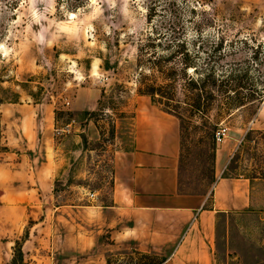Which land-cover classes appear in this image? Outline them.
<instances>
[{
  "label": "rangeland",
  "instance_id": "rangeland-1",
  "mask_svg": "<svg viewBox=\"0 0 264 264\" xmlns=\"http://www.w3.org/2000/svg\"><path fill=\"white\" fill-rule=\"evenodd\" d=\"M147 1L89 0L74 13L59 10L55 0H21L7 36L0 41V161L16 162V154L22 153L38 168L48 146L62 165L50 186L37 189L54 194L51 201L37 206L38 217H48L53 204L109 201L117 162L135 145L134 114L162 110L150 96L136 91L134 80L137 43L148 29ZM176 1L185 33L201 38L197 43L203 41L205 47L223 39V48L236 53L229 64L249 56L253 45L264 43V0ZM216 109L210 111L212 118ZM186 120L196 125L187 122L183 132L182 187L208 192L216 175H243L254 180L264 198V96L255 113L247 106L220 119L217 129L225 128V135L215 142L213 155L206 150L212 140L207 130L196 119ZM248 131L252 134L245 141ZM211 169L215 178L210 183ZM202 171L200 179L197 173ZM4 187L0 184V191ZM32 222L31 217L26 219L12 256L2 255L0 264L85 263L83 255L70 249L52 251L46 241L29 236ZM28 236L23 252L22 242ZM102 240L108 238L104 235ZM37 242L40 248L34 250ZM110 247L106 256L134 249L129 241ZM173 249L167 245L161 253ZM212 258V264H264V206L219 214Z\"/></svg>",
  "mask_w": 264,
  "mask_h": 264
},
{
  "label": "crops",
  "instance_id": "crops-1",
  "mask_svg": "<svg viewBox=\"0 0 264 264\" xmlns=\"http://www.w3.org/2000/svg\"><path fill=\"white\" fill-rule=\"evenodd\" d=\"M149 109L134 114L135 145L117 162L107 202L53 204L48 217H38L41 210L37 206L54 196L37 189H46L59 175L62 165L54 160L56 155L45 147V160L38 168L34 159L26 162L22 153L16 154V162L0 161V184L5 185L0 191V260L2 255L12 256L14 241L31 217L29 236L46 241L52 251L70 249L83 255L85 263L79 260L78 264H106L110 245L124 241L133 243L134 249L159 254H163L162 248L172 245L174 249L165 254L164 264L170 260L212 264L218 215L264 206L263 194L255 189L254 180L243 175H216L205 193L179 192L178 119L166 111ZM104 235L106 242L102 240ZM29 236L22 242L23 252ZM33 248H40L38 242Z\"/></svg>",
  "mask_w": 264,
  "mask_h": 264
},
{
  "label": "trees",
  "instance_id": "trees-1",
  "mask_svg": "<svg viewBox=\"0 0 264 264\" xmlns=\"http://www.w3.org/2000/svg\"><path fill=\"white\" fill-rule=\"evenodd\" d=\"M21 0H0V41L7 36L9 24L16 18V10ZM89 0H55L60 10L74 12L88 4ZM176 0H148L146 17L148 29L137 43L135 85L139 94L150 96L179 120L180 152L178 158L177 185L179 192L205 193L182 187L184 165V136L188 120L196 119L199 126L207 130L212 140L206 150L214 154L215 132L220 119H225L236 110L251 107L255 113L264 96V43L259 42L249 52V56L236 62L229 57L236 53L223 48V39L210 42L206 47L197 43L201 38L188 36L183 19L177 10ZM193 8V7H192ZM192 11L194 9H191ZM245 42L244 40H242ZM217 64V65H216ZM104 89L100 94H104ZM101 99H98V103ZM183 104V106L181 105ZM216 107L215 118L210 111ZM86 112L92 113L95 111ZM195 124L196 123H191ZM248 131L245 141L250 139ZM1 137V115H0ZM201 141L204 139L201 138ZM204 148L203 143H200ZM7 149L6 145H1ZM203 152V150H201ZM204 172L197 177L203 178ZM226 176V175H224ZM248 177V176H247ZM208 180L211 183L214 171L211 169ZM21 250V249H19ZM21 254V251H20ZM167 256L156 252L132 249L124 255L106 256V264H164ZM15 260V255L13 256Z\"/></svg>",
  "mask_w": 264,
  "mask_h": 264
},
{
  "label": "built area",
  "instance_id": "built-area-1",
  "mask_svg": "<svg viewBox=\"0 0 264 264\" xmlns=\"http://www.w3.org/2000/svg\"><path fill=\"white\" fill-rule=\"evenodd\" d=\"M224 135H225V128H218L216 130V132H215V140H216V142L222 140ZM89 195H90V197L94 198V193L93 192L89 193Z\"/></svg>",
  "mask_w": 264,
  "mask_h": 264
}]
</instances>
